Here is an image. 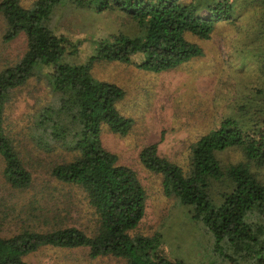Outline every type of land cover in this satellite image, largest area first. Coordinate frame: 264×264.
Here are the masks:
<instances>
[{"label":"trees","instance_id":"16d2710c","mask_svg":"<svg viewBox=\"0 0 264 264\" xmlns=\"http://www.w3.org/2000/svg\"><path fill=\"white\" fill-rule=\"evenodd\" d=\"M66 4L96 13L120 11L132 23V32L97 39L90 34L93 51L76 61L83 57L84 39L71 37L54 22L56 10ZM250 10L255 12L251 39L263 49L253 93L192 144L186 167L161 156L158 143L144 146L139 157L146 169L162 175L165 194L188 207L190 219L212 236L217 254L230 264H264V0H35L30 7L21 0H0L3 39L27 36L22 58L0 69V156L6 181L22 191L34 183L7 132L6 104L15 89L36 77L52 97L37 102L33 138L42 150L65 155L53 164L51 175L67 190L68 206L83 207L89 216L82 226L54 224L43 231L26 210L18 216L21 228L3 234L6 219L0 214V264H31L27 257L47 246L86 247L92 257L112 255L126 264H187L169 253L161 234H131L145 216L146 190L102 139L106 129L128 134L134 120L118 108L126 90L92 71L101 62L154 73L178 68L205 53L189 36L209 39L218 24L235 23ZM231 147L240 148L245 159L223 165L218 153ZM215 183L222 187L219 196L213 193Z\"/></svg>","mask_w":264,"mask_h":264},{"label":"rangeland","instance_id":"374dc122","mask_svg":"<svg viewBox=\"0 0 264 264\" xmlns=\"http://www.w3.org/2000/svg\"><path fill=\"white\" fill-rule=\"evenodd\" d=\"M34 1L21 0L26 7ZM254 13L244 11L235 23L218 24L209 39L189 36L205 53L178 68L154 73L132 64L101 62L92 71L94 77L115 82L126 90L118 108L134 120L128 134L106 129L102 139L104 147L118 155L119 164L137 173L146 190L145 216L131 234H161L169 253L187 264L230 263L214 251V239L201 224L190 219L188 207L165 194L162 175L146 169L139 155L144 146L158 143L161 156L186 167L192 144L218 128L225 116L237 112L241 98L253 93L260 80L263 56L261 42L251 39ZM54 22L71 37L84 39L83 57L76 61L87 59L93 51L95 41L89 38L90 34H95L97 39L121 30L132 32L133 26L120 11L96 13L73 4L59 7ZM5 30L6 22L0 16V69L17 63L27 50L24 33L7 42L3 39ZM49 92L45 84L32 77L15 89L6 104L7 132L32 171L34 183L25 191L13 188L6 181L5 162L0 156V214L6 219L3 234L21 228L18 216L26 210L32 211L31 222L43 231L54 224L82 226L89 220L87 209L68 206L67 190L59 187L51 175L53 164L62 161L65 155L42 150L33 138L37 102L50 100ZM218 157L223 165L245 159L238 147L227 148ZM220 188L219 183L213 184L214 195H220L217 193ZM27 260L31 264H126L123 258L112 255L92 257L86 247L47 246L29 255Z\"/></svg>","mask_w":264,"mask_h":264}]
</instances>
